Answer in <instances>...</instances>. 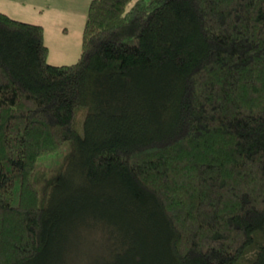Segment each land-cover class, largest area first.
Instances as JSON below:
<instances>
[{"label": "trees", "instance_id": "1", "mask_svg": "<svg viewBox=\"0 0 264 264\" xmlns=\"http://www.w3.org/2000/svg\"><path fill=\"white\" fill-rule=\"evenodd\" d=\"M0 10V264H264V0H90L76 61Z\"/></svg>", "mask_w": 264, "mask_h": 264}, {"label": "rangeland", "instance_id": "2", "mask_svg": "<svg viewBox=\"0 0 264 264\" xmlns=\"http://www.w3.org/2000/svg\"><path fill=\"white\" fill-rule=\"evenodd\" d=\"M12 9L9 12L16 18L44 22L45 24H61L68 26V32L63 37L55 35L51 28H46V39L50 43L49 61L52 63H70L76 61L81 52L82 32L87 15L90 0H12ZM20 1L24 4L20 5ZM37 4V5H36ZM6 4L0 0L1 10L6 9ZM43 9L41 13L36 9ZM21 10L35 11L38 14L28 15ZM48 10L50 12H48ZM48 26V25H47ZM88 222L75 225L72 235L65 243L66 253L72 254V264H92L91 259L96 260L98 253L103 250L104 239L102 229H92L89 226L103 224L95 222L93 216H88Z\"/></svg>", "mask_w": 264, "mask_h": 264}, {"label": "crops", "instance_id": "3", "mask_svg": "<svg viewBox=\"0 0 264 264\" xmlns=\"http://www.w3.org/2000/svg\"><path fill=\"white\" fill-rule=\"evenodd\" d=\"M2 2H4L7 6H6V9H8V10H1V9H3V8H0V10L1 11H5V12H9V8L10 9H12V6L14 5L13 4V1L12 0H2ZM20 3V5H23L24 4V2L23 1H20L19 2ZM37 5V4H36ZM35 8L36 9H34V10H39L41 13L44 11V8L43 9H38L37 8V6H35ZM29 11V10H21L20 12L22 13H26V14H28V15H32V14H38V13H36L35 11ZM7 12V13H8ZM48 12H50L49 10H48ZM10 14V13H9ZM13 16V15H12ZM28 20V19H27ZM28 21H30V20H28ZM32 21V20H31ZM40 23H42L43 25H44V27H45V41H46V43L48 44V46H49V49H50V51H51V48H50V43L49 42H47V39H46V28H48V27H50L51 28V31H53L54 33H55V35H58L59 37H63L64 35H65V33L67 34V32L69 31L68 30V26L66 25V24H64V23H61V24H57V23H55V24H45L44 22H40ZM48 25V26H47ZM84 28V27H83ZM83 33V32H82ZM49 56H50V52H49Z\"/></svg>", "mask_w": 264, "mask_h": 264}]
</instances>
